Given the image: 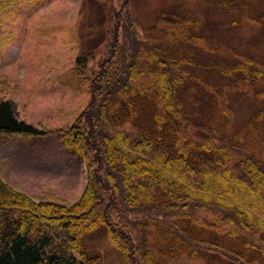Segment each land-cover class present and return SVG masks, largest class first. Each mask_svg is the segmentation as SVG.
<instances>
[{
	"label": "trees",
	"instance_id": "1",
	"mask_svg": "<svg viewBox=\"0 0 264 264\" xmlns=\"http://www.w3.org/2000/svg\"><path fill=\"white\" fill-rule=\"evenodd\" d=\"M106 1L97 67L76 58L89 73V102L59 128L63 146L85 163V188L72 204L39 200L0 175V264H98L85 238L100 229L122 264H179L160 251L156 226L183 244L179 254L202 259V249L264 264V159L191 119L178 94L190 76L186 52L162 45L129 1ZM0 131L45 133L19 117L12 98L0 99Z\"/></svg>",
	"mask_w": 264,
	"mask_h": 264
},
{
	"label": "rangeland",
	"instance_id": "2",
	"mask_svg": "<svg viewBox=\"0 0 264 264\" xmlns=\"http://www.w3.org/2000/svg\"><path fill=\"white\" fill-rule=\"evenodd\" d=\"M127 1L162 45L186 52L190 76L178 94L189 117L217 126L264 159V0ZM108 5L0 0V99L15 100L19 117L45 131H0V175L35 199L72 204L85 188V164L63 146L59 128L89 102V73H80L76 58L85 55L97 67L100 50L93 48L105 43ZM152 232L164 256L174 253L179 264H235L202 249V259L179 254L182 243L163 237L157 226ZM85 250L100 256L98 264H122L102 229L86 236Z\"/></svg>",
	"mask_w": 264,
	"mask_h": 264
}]
</instances>
